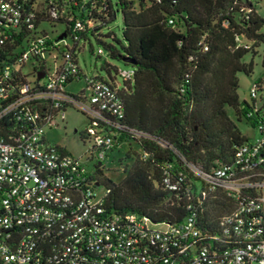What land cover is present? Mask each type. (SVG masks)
<instances>
[{
  "label": "built area",
  "instance_id": "1",
  "mask_svg": "<svg viewBox=\"0 0 264 264\" xmlns=\"http://www.w3.org/2000/svg\"><path fill=\"white\" fill-rule=\"evenodd\" d=\"M66 1L78 7L68 15L73 23L64 35L35 26L36 3L0 0V264H264L262 85L254 82L250 90L247 117H255L256 135H246L228 161L205 168L175 150L177 157L165 164L161 185L174 202L184 198L182 221L114 212L107 205L109 189L98 193L96 166L102 169L108 153L127 140L152 136L126 121L121 88L132 82L135 68H117L105 78L81 67L94 6ZM44 12L62 16L52 0ZM168 22L176 24L173 17ZM236 41L243 44V36ZM96 54L106 51L99 47ZM74 82L81 85L68 89ZM69 109L87 120L81 139L91 146L83 155L49 138ZM217 191L233 207L205 219Z\"/></svg>",
  "mask_w": 264,
  "mask_h": 264
},
{
  "label": "trees",
  "instance_id": "2",
  "mask_svg": "<svg viewBox=\"0 0 264 264\" xmlns=\"http://www.w3.org/2000/svg\"><path fill=\"white\" fill-rule=\"evenodd\" d=\"M30 1L38 8L35 26L61 24L64 35L70 32L73 22L68 15L78 7L72 1L52 0L62 15L56 19L44 12L50 0ZM89 3L94 6L95 24L83 38L90 46L91 39H97L110 55L135 68L132 82L121 88L126 121L152 136L127 140L125 157L131 152L134 158L119 183L104 177L96 166L97 179L109 189L107 205L114 212L132 211L157 222H180L187 214L184 198L174 202V194L163 189L164 166L177 157V150L189 161L210 168L215 161H228L235 146L247 139L226 106L238 118L255 123L254 116L247 117L249 102L240 99L238 73L253 71V60H244L250 43L264 46V11L259 12L260 2L249 0H90L86 5ZM119 10L123 40L112 31L103 33ZM171 17L175 25L168 22ZM237 35L243 36V44L237 43ZM109 36L120 44L123 54L104 41ZM105 69L109 78L117 71L108 62ZM255 83L261 84V80ZM232 207V200L217 191L210 196L205 219L216 218Z\"/></svg>",
  "mask_w": 264,
  "mask_h": 264
},
{
  "label": "rangeland",
  "instance_id": "3",
  "mask_svg": "<svg viewBox=\"0 0 264 264\" xmlns=\"http://www.w3.org/2000/svg\"><path fill=\"white\" fill-rule=\"evenodd\" d=\"M114 2L116 0H113ZM259 12L263 13L264 11V0H260L258 4ZM122 27H123V17L122 13L119 10L116 14V18L112 20L105 28H103V33L107 34L109 32H114L120 40H123L122 36ZM47 29L49 32L55 30H63L64 25L57 24L55 27L48 24ZM104 41L107 44H113L119 51V54H123L120 44L112 39V37H104ZM251 48L249 53L245 57V61L249 62L253 60L254 68L251 74H246L244 72H239V87L238 93L241 100H247L252 102L251 98V87L255 81L261 80L262 90L259 92V95L264 100V65L262 64V53L264 46L262 44L256 45L250 43ZM91 45L86 44V48L83 52V55L80 57L81 67L87 71L89 74H100L105 78H108V72L105 69L106 62L110 63L112 67H117L119 69H128L131 67L130 64L125 63L119 56H112L108 53L107 49L106 54L102 57H97V49L99 46L106 48L104 44L99 43L95 38L91 39ZM93 47V49H92ZM114 71V68H112ZM81 85V83H71L68 85V89L76 90ZM228 115L236 123L238 129L242 134H245L249 137L256 135L253 124L244 117L238 118L235 110L232 107L226 106ZM87 124L85 116L74 110L69 109L67 112V119L65 122H60L57 125H54L51 130H49V138L54 142L66 146L70 151L75 155H83L85 150L91 146V142L86 140L83 143L81 139L82 131H84ZM127 144L125 143L120 149L114 150L111 153H108V156L102 162V171L104 177L111 179L115 183H119L127 174L124 168L127 170L131 167L134 156L129 152V156L125 157V150ZM132 150V149H131ZM106 192L105 185H100L98 187V193L104 194ZM257 264V263H254Z\"/></svg>",
  "mask_w": 264,
  "mask_h": 264
},
{
  "label": "water",
  "instance_id": "4",
  "mask_svg": "<svg viewBox=\"0 0 264 264\" xmlns=\"http://www.w3.org/2000/svg\"><path fill=\"white\" fill-rule=\"evenodd\" d=\"M61 37H62V36H60V38H61ZM124 60L127 61V62H132V63H134V61H133L132 59H130V58H124ZM41 77H43V73L39 74V78H41Z\"/></svg>",
  "mask_w": 264,
  "mask_h": 264
}]
</instances>
